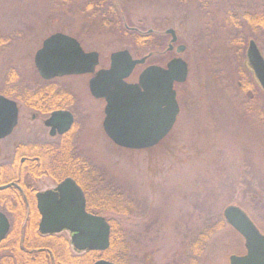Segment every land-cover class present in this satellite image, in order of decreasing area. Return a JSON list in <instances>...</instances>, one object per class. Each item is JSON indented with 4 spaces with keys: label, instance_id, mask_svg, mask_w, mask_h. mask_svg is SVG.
<instances>
[{
    "label": "rangeland",
    "instance_id": "rangeland-1",
    "mask_svg": "<svg viewBox=\"0 0 264 264\" xmlns=\"http://www.w3.org/2000/svg\"><path fill=\"white\" fill-rule=\"evenodd\" d=\"M86 1L0 0V82L13 70L23 85L34 87V55L55 33L77 39L85 52H97L100 68L121 50L135 59L147 53L165 67L176 56L167 51L166 30L175 31L174 47H185L179 56L188 67L186 81L174 88L180 113L170 135L147 151L121 149L106 137L103 104L87 95L77 76L57 81L78 98L84 115L89 109L75 143L78 155L99 174L102 191L115 188L131 203L128 214L103 215L129 241V264H193L190 242L206 220L213 225L224 218L229 206L245 211L264 234V100H250L239 90L228 42L235 33L257 40L264 58V33L252 31L245 15L261 12L264 0H115L118 25L110 15L86 10ZM122 24L128 33L162 34L164 49L153 57L152 48L123 35ZM243 245L225 224L195 264H229L231 256L244 253Z\"/></svg>",
    "mask_w": 264,
    "mask_h": 264
},
{
    "label": "water",
    "instance_id": "water-1",
    "mask_svg": "<svg viewBox=\"0 0 264 264\" xmlns=\"http://www.w3.org/2000/svg\"><path fill=\"white\" fill-rule=\"evenodd\" d=\"M170 36L168 51L177 42L175 31L166 30ZM185 47L175 49L177 56ZM148 56L135 59L127 50L114 52L106 69L96 68L99 55L84 52L72 37L56 33L42 43L34 55V66L44 80L94 74L89 81L92 97L104 99L103 131L117 147L143 151L157 146L171 132L179 114L175 84H182L188 75L187 64L175 57L165 67L150 65L138 75L137 82L128 83L137 66L145 64ZM248 65L264 93V58L256 43L251 40L246 52ZM17 120L15 102L0 95V139L9 134ZM63 122L60 133L68 130L72 116L68 112L52 114L49 125ZM37 210L41 220V235L69 232L75 251L104 252L109 247L110 226L102 216L86 212L85 198L71 179L65 180L54 191L36 195ZM226 223L245 241L246 254L231 256L229 264H264V237L254 227L246 214L234 206L223 212ZM8 230L7 220L0 213V241ZM95 264H112L104 260Z\"/></svg>",
    "mask_w": 264,
    "mask_h": 264
},
{
    "label": "flooded vegetation",
    "instance_id": "flooded-vegetation-1",
    "mask_svg": "<svg viewBox=\"0 0 264 264\" xmlns=\"http://www.w3.org/2000/svg\"><path fill=\"white\" fill-rule=\"evenodd\" d=\"M75 40L81 46L80 42L77 39ZM173 50L175 51L174 45ZM146 66L149 65L143 66L140 72ZM99 69L101 68L98 67L97 70ZM36 75L38 83L34 87L28 86V88L35 91L36 88H41L43 85L53 89V92L45 94L50 97L49 101L48 99H38L34 100L33 104L13 100L0 94L15 102L17 106L15 126L7 136L0 139V159L3 160L2 165H0V213L4 215L8 224L7 233L0 241V264H37L39 261H48L47 259L50 256L51 259L55 258L56 260L57 256L63 258L69 256L86 260L91 253L96 254L95 256L99 258L98 253L102 252L75 251L71 244L72 235L69 232L63 231L59 234L41 235L38 231L41 220L36 204L38 193L54 191L65 180L71 179L81 190L85 198V205L87 203L88 177L86 173H78V171L70 173L57 164L56 158L58 151L62 152L67 147L78 155L75 143L78 133L83 131L87 124L86 117H88L89 109L87 111L85 109L87 114L84 115V106H81L78 98L71 91H66L65 87L57 84V81L70 79L69 77L72 76L44 80L38 73ZM93 76L94 74H88L77 77L85 83L87 95L103 104L102 114L104 119V99L92 97L89 91V81ZM87 77L88 80L85 81ZM75 87L73 86L74 90ZM61 94L63 97L67 95H70V97L64 99L60 97ZM47 102L49 103L47 104ZM55 112H68L72 116V122L67 131L60 133V129L63 128V122L61 121L54 122V126L49 125L48 122ZM175 125L176 122L174 127ZM50 181H52V184L49 187L44 186V183H51ZM31 212H33V220L29 219ZM243 212L245 213V211ZM246 216L264 237L255 222L249 215L246 214ZM230 229L232 228L230 227ZM232 230L239 235L234 229ZM64 232L69 235V240L61 235ZM242 240L245 250L241 256H244L246 247L243 238ZM99 260L104 259H96L92 264Z\"/></svg>",
    "mask_w": 264,
    "mask_h": 264
},
{
    "label": "trees",
    "instance_id": "trees-1",
    "mask_svg": "<svg viewBox=\"0 0 264 264\" xmlns=\"http://www.w3.org/2000/svg\"><path fill=\"white\" fill-rule=\"evenodd\" d=\"M85 7L86 10L91 9L94 14L110 15L109 18L114 20L118 25L119 21L116 18L118 11L115 0H87ZM245 15L246 21L252 31L264 33V6H262V11L259 13L248 12ZM120 28L122 31H124L123 35L131 38V41L134 44L136 43L140 47L152 48L151 54L153 57L156 56L160 50L164 49L165 37L162 34L145 35L139 34L138 32L128 33L124 24H122ZM249 41H251L249 38L240 35L239 33L232 35L228 41L232 48L233 58L236 65V75L238 77L237 85L240 91L245 92L248 94V96L250 95L249 97H252L250 100L257 101L260 96L264 100V93L254 78V75L246 60V52ZM143 55L146 56L149 54L143 53L139 56L141 57ZM147 62L149 64H157L155 60H150V58L147 60ZM51 92H53V89L43 85L41 88H36L35 91L29 89L28 86L23 85L20 82L17 73H15L13 70L8 71V74L5 75L4 80L0 82L1 95L13 100H21L27 103H33L34 100L38 99H48L49 101L50 97L46 96L45 94H49ZM60 97L62 98L63 95L61 94ZM69 97L70 95H67L63 98L67 99ZM48 103L49 102H47V104ZM64 151H58V156L56 158L57 164L70 173H74L76 171H78V173L84 172L88 177V194H86V210L88 213L96 216H103L105 213L121 215L122 213L128 214L131 211V203H127L128 201H125L122 197V194L115 188L104 189L103 191L99 188L101 177H99L98 173L93 171V166L89 163V161L79 157L69 147H67V149L64 148ZM29 219L33 220V212L30 213ZM218 221V223L216 222L212 225L209 223V220H206L204 231L197 234V236L190 242L188 252L190 253L193 264H195L202 256L207 242L210 240V237L215 233V231L225 226L226 223L224 218L219 217ZM108 223L110 225V245L107 251L100 254L98 253L97 256L99 258L95 256L96 254L92 253L87 256L86 260H79L69 256H66L65 258L57 256L56 260L55 258L51 259L50 256L47 259L48 261H39L37 264H92L96 259H104L114 264H129L128 261L131 260V248L129 241L124 238L123 231L119 228V225L114 220H108Z\"/></svg>",
    "mask_w": 264,
    "mask_h": 264
}]
</instances>
